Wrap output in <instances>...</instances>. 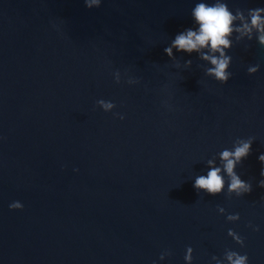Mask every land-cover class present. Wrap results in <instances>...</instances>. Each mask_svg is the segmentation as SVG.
Listing matches in <instances>:
<instances>
[{"label":"water","instance_id":"95a60500","mask_svg":"<svg viewBox=\"0 0 264 264\" xmlns=\"http://www.w3.org/2000/svg\"><path fill=\"white\" fill-rule=\"evenodd\" d=\"M199 2L214 0H0V264H188V247L192 264H264V46L233 37L226 84L198 53L172 60ZM250 137L251 193L194 188Z\"/></svg>","mask_w":264,"mask_h":264},{"label":"clouds","instance_id":"9594fccd","mask_svg":"<svg viewBox=\"0 0 264 264\" xmlns=\"http://www.w3.org/2000/svg\"><path fill=\"white\" fill-rule=\"evenodd\" d=\"M88 8L100 7L102 0H85ZM195 28L190 27L178 33L171 41L170 46H167L164 51L166 54L176 60L175 51L186 52L188 54L198 53L199 58L211 67L205 68L207 76L213 77L221 83H228L232 77L229 71L232 63V57L228 54V50L233 47V37L236 42L257 39L261 46H264V7L247 10L237 9L235 13L229 8L225 0H214L213 3L199 2L195 5L191 13ZM191 60L185 62L186 66L192 65ZM259 71V65L250 66L249 74H255ZM116 82L121 80L119 71L115 73ZM131 83L138 81L130 79ZM97 104L105 111H111L116 107L112 102L103 99L97 101ZM123 119V116H120ZM254 138L237 139L232 149H225L219 153V159L222 166H216L213 159H209L207 164L209 170L206 175H198L195 177L194 188L200 192L204 191L210 195L221 194L225 190L227 184L228 194L235 193L237 196H243L246 193H251L253 186L241 178L236 169L242 164L252 152ZM259 161L264 164V154L258 157ZM228 180L225 179V174ZM261 176L264 177V169L261 170ZM259 187L264 188V179L259 182ZM13 209H22L23 204L15 202L10 205ZM219 212H224L225 209L220 207ZM229 221H237L240 219L239 214L228 215ZM259 229L257 228V231ZM237 243L243 246L244 240L233 230L228 233ZM166 255H171V252H165L160 259L163 260ZM214 260L217 257H213ZM225 259L228 264H248V256L228 250L225 253ZM185 260L188 264H192L193 249L188 247Z\"/></svg>","mask_w":264,"mask_h":264}]
</instances>
